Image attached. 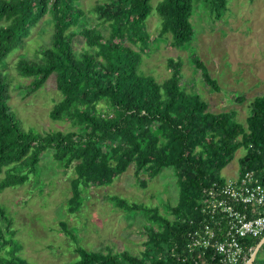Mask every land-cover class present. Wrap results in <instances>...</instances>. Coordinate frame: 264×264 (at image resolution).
I'll return each instance as SVG.
<instances>
[{"label":"trees","instance_id":"16d2710c","mask_svg":"<svg viewBox=\"0 0 264 264\" xmlns=\"http://www.w3.org/2000/svg\"><path fill=\"white\" fill-rule=\"evenodd\" d=\"M220 14L225 0H204ZM149 0H103L90 12L106 34L96 26L81 25L77 0H0V60L28 33L45 13L53 21L52 40L40 49L38 61L17 58L16 72L30 76L29 91L37 90L55 73L60 98L49 110L51 119L66 118L78 131L38 132L24 130L6 105V84L0 76V190L20 185L35 171L41 151L52 149L55 160L72 165L68 212L77 210L80 185L110 183L127 167L152 178L163 166H171L178 199L168 206L171 219L152 209L157 229L146 231V249L139 255L125 251L100 253L75 246L73 264H200L185 247L188 232L205 216L199 212L203 190L222 183L219 170L238 147V173L264 166V94L250 100L245 124L228 111L211 112L206 103L179 85L180 74L172 58L166 61L168 76L160 83L140 70L141 52L147 48L144 20ZM155 11L161 33H169L172 47L187 43L192 35L189 21L191 0H159ZM82 47L75 49L74 37ZM134 45L136 48L131 47ZM205 83L217 88L205 66L193 57ZM238 100L241 97L237 98ZM105 106V108H104ZM18 166L20 171L14 170ZM118 207L145 209L140 204L117 199ZM10 221L0 205V264H27L17 254L18 244L9 230ZM66 235L70 230L60 222ZM264 232L255 238V247ZM263 245L264 242L260 245ZM251 264H264L256 252Z\"/></svg>","mask_w":264,"mask_h":264},{"label":"rangeland","instance_id":"374dc122","mask_svg":"<svg viewBox=\"0 0 264 264\" xmlns=\"http://www.w3.org/2000/svg\"><path fill=\"white\" fill-rule=\"evenodd\" d=\"M100 1L103 0H77V7L82 11L81 25L96 26L106 34L108 27H103L90 12L91 6ZM158 1L149 0L150 11L144 20L148 42L140 55V70L160 83L169 74L166 61L172 58L178 67L181 88L197 94L209 111L231 112L233 120L244 125L250 115V100L264 94V0H225L220 14L210 10L207 1L191 0L192 35L178 47L169 44V33L160 32L161 20L155 11ZM52 34L53 21L45 13L30 27L21 43L0 60V76L8 94L5 103L24 130L78 131L79 127L66 118L48 116L60 98L54 72L37 90L29 91L27 84L32 77L20 75L14 68L17 58L38 61L40 49L50 45ZM73 45L75 49L82 47L78 36L74 37ZM193 57L205 66L217 88L205 83ZM244 151L243 147L234 151L218 172L221 178L232 179L238 174ZM13 168L21 170L18 166ZM73 176L72 165L53 159L52 149L47 148L40 152L35 171L26 182L0 190V205L9 218V230L18 244L17 254L27 264H73L75 246L100 253L125 251L137 256L146 249V231L160 225L151 219L152 209L172 218L168 206L177 203L178 187L171 166L161 167L149 179L144 172L136 178L129 166L110 183L80 185L79 206L68 212L66 201ZM117 199L151 210L118 207ZM60 222L70 230V236L64 233ZM262 247L257 249L259 257L264 256Z\"/></svg>","mask_w":264,"mask_h":264},{"label":"built area","instance_id":"2783aa9c","mask_svg":"<svg viewBox=\"0 0 264 264\" xmlns=\"http://www.w3.org/2000/svg\"><path fill=\"white\" fill-rule=\"evenodd\" d=\"M205 218L188 232L185 247L200 264H245L264 232V166L245 169L203 190Z\"/></svg>","mask_w":264,"mask_h":264},{"label":"water","instance_id":"95a60500","mask_svg":"<svg viewBox=\"0 0 264 264\" xmlns=\"http://www.w3.org/2000/svg\"><path fill=\"white\" fill-rule=\"evenodd\" d=\"M264 242V235L258 240V242L256 243L253 251L251 252L248 260L245 262V264H251L252 261L254 260V257H255V253L258 249V247L260 246V244H262Z\"/></svg>","mask_w":264,"mask_h":264}]
</instances>
